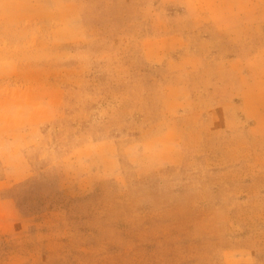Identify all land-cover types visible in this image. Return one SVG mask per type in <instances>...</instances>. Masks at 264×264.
Returning <instances> with one entry per match:
<instances>
[{
    "label": "rangeland",
    "instance_id": "rangeland-1",
    "mask_svg": "<svg viewBox=\"0 0 264 264\" xmlns=\"http://www.w3.org/2000/svg\"><path fill=\"white\" fill-rule=\"evenodd\" d=\"M198 4L190 51L212 65L190 61L182 80L143 52L176 33L186 0H109L86 45L55 38L47 2L21 16L0 0V138L32 151L22 184L6 183L16 158L0 166V264H264V64L245 65L264 53V0ZM99 140L119 170L77 195L60 164Z\"/></svg>",
    "mask_w": 264,
    "mask_h": 264
},
{
    "label": "crops",
    "instance_id": "crops-1",
    "mask_svg": "<svg viewBox=\"0 0 264 264\" xmlns=\"http://www.w3.org/2000/svg\"><path fill=\"white\" fill-rule=\"evenodd\" d=\"M13 2V5L18 9V15L27 16V15H41V9L43 3L47 2V10L50 13L56 11L57 15L60 18V23L54 29L55 38L62 43H68L72 45H86L89 41L91 21L94 16V11L97 7L106 6L109 4V0H2ZM167 2H174L177 0H166ZM183 1V0H178ZM190 1V2H189ZM199 0H186V10L180 14L179 23L177 25L179 28L176 33L167 35L165 37L155 38L148 40L144 46V58L146 63L151 66H166V70L169 73L176 74L182 77V80L185 78L187 73V67L190 64V61L194 62V67L196 70L207 69L212 65L210 52L207 53H195L192 54L190 49L193 47L192 38L187 33L186 25L194 24L196 29L205 24L204 13L200 10V5L198 4ZM163 4V3H162ZM168 21H171V16L167 17ZM190 23L188 24L187 22ZM184 23V24H182ZM185 26V27H184ZM166 30V28L164 29ZM170 32V29L168 30ZM205 38V36H204ZM200 40V37L197 38ZM206 39V38H205ZM196 41V40H195ZM207 43L208 41L205 40ZM187 50L188 54H191L193 60L186 58H178L176 54L182 50ZM257 64H264V53L260 54L256 58L245 63L247 67L255 66ZM185 84V83H184ZM189 89L190 86L184 85L182 89ZM182 107V106H180ZM28 112V107L25 108ZM23 111V110H22ZM29 111H37L31 108ZM25 112V113H26ZM175 115L170 119V124L165 123L164 127H168L167 133H170L171 128L177 127V123L180 122V116L176 117ZM177 120V121H176ZM42 126V122L37 118L35 121L27 123L24 120H19L17 128L20 132L21 130H26L27 127L37 128ZM9 128V127H7ZM6 128V129H7ZM167 136H158L150 142L154 143L165 141ZM27 139L18 137L17 140L12 141L11 136L7 135L6 137L0 138V153L3 157L0 158L3 163H0V166H3L4 171H9L4 168L5 160H10L12 156L19 161L18 172H4L7 178V185L11 183L19 182L22 184L27 180L32 174L30 166V158L32 156V151L28 150L26 147ZM151 143V144H152ZM15 144V148L7 149V145ZM117 145L112 140H99L97 142L89 143L81 149H78L74 152L70 158L62 160L61 170L65 174V178H71L72 182L76 180L78 186L80 187V193L77 195H82L85 193L92 192L95 188V185L105 180L107 177L115 175V171L119 170L117 162ZM2 164V165H1ZM30 164V163H29ZM59 165V164H58ZM59 168V166H58ZM10 176H16L18 179L11 180ZM14 202L13 199H6L3 201L4 204H9ZM19 212V210H18ZM20 213V212H19ZM20 215V214H19Z\"/></svg>",
    "mask_w": 264,
    "mask_h": 264
}]
</instances>
